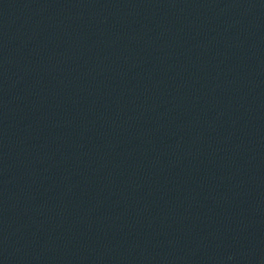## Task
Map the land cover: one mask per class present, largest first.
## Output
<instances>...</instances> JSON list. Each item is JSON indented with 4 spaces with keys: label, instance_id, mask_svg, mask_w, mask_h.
<instances>
[{
    "label": "water",
    "instance_id": "water-1",
    "mask_svg": "<svg viewBox=\"0 0 264 264\" xmlns=\"http://www.w3.org/2000/svg\"><path fill=\"white\" fill-rule=\"evenodd\" d=\"M0 264H264V0H0Z\"/></svg>",
    "mask_w": 264,
    "mask_h": 264
}]
</instances>
